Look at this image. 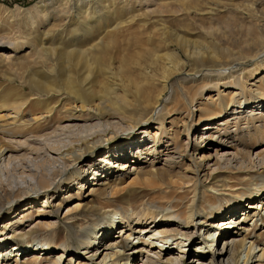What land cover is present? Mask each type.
<instances>
[{
	"label": "bare ground",
	"instance_id": "1",
	"mask_svg": "<svg viewBox=\"0 0 264 264\" xmlns=\"http://www.w3.org/2000/svg\"><path fill=\"white\" fill-rule=\"evenodd\" d=\"M152 1L140 14L130 9L127 20L119 19L114 25L112 19L114 26L107 27L101 26L107 14L121 10L117 0H53L48 8L54 12L51 19L47 7L37 3L33 11L37 17L30 13L25 19L34 33L21 43L1 41L0 74L10 88L0 94V113L7 112L0 114V264L13 259L19 264L74 260L89 264L99 258L102 264L106 254L113 264H184L183 230L205 224L212 232L203 239L204 248H195L194 264H264V249L243 237L250 232L244 222L252 210L264 211V148L254 157L248 151L228 158L213 147L211 170L218 173L213 177L206 172L210 154L205 153L212 145L223 144L222 135H231L232 121L240 124L236 112L262 102L264 106V10L255 4L241 9L233 0ZM228 6L238 15L219 24L214 17ZM56 8L69 10L63 13L66 17ZM196 13L201 17L192 20ZM169 16V23L179 28L167 24ZM64 20L70 21L64 29H73L54 32ZM135 25L150 29L140 34L144 38L134 37L129 44L121 36ZM4 47L16 53L22 47L27 50L12 58ZM76 72L80 85L73 76ZM230 111L234 114L228 115ZM59 112L65 118L52 123ZM244 120L241 138L252 134L264 143V110L252 109ZM203 122L209 125L201 131L207 132L196 133L188 144L194 127ZM180 135L187 139L184 147ZM230 139L223 145L232 144ZM134 145L139 148L136 154L130 152ZM88 156L95 159L78 167ZM159 157L164 158L163 166L143 167ZM185 160L190 164L181 173ZM256 167L262 170L254 175L250 171ZM232 169L241 177V187L230 185L226 172ZM177 175L183 185H189L190 198L183 207L185 195L178 197L177 189L168 191L179 181ZM124 176L131 180L120 189ZM72 185L100 199L89 213L72 217L71 223L79 227L74 235L77 248L82 251L61 246V252H54L56 230L51 232L50 244L40 248L17 247L2 238L6 231H16L18 223L6 220L13 206L42 194V206L24 208L19 221L35 212L41 220L36 224L50 227L62 203L47 211L49 201L58 193L71 198L65 189ZM147 186L161 188L151 191ZM217 187L232 189L240 197L226 202L224 208L217 202ZM107 214L115 215V220L93 233L97 224L106 222ZM196 216L201 217L197 222ZM91 221L93 227L83 228ZM35 233L20 237L29 240ZM134 233L137 239L142 235L148 239L135 241L129 256L123 250L126 241L118 240L124 236L129 240ZM93 234L98 242L91 240ZM173 245L180 247L176 255L170 252Z\"/></svg>",
	"mask_w": 264,
	"mask_h": 264
},
{
	"label": "rangeland",
	"instance_id": "2",
	"mask_svg": "<svg viewBox=\"0 0 264 264\" xmlns=\"http://www.w3.org/2000/svg\"><path fill=\"white\" fill-rule=\"evenodd\" d=\"M52 1L53 0H0V43H1V41H9V42H13V43L23 42L24 38H27L30 34L34 33V31L28 27V23L25 21V19L27 18V16L30 15V13H31V16L33 15L32 16L33 18H34V16L37 17L36 14L33 12L34 6L37 3H38L37 5H39V3L44 4L47 7L46 13L49 14L52 11V9L50 10L48 8H49V6H51L50 4L52 3ZM146 1L145 0H125L123 3V0H117V2H116L117 8L120 7L121 10L117 11V13H115V14L113 12V15L107 14L108 16L105 19H103L105 22L104 23L105 25L101 24V26L107 27V26L113 25L112 19L114 22L116 21L114 23V25L119 22V19H126L127 20V17L131 16L130 9H133V10L136 9L138 12H135V15H137V14H140L142 11H144V10L140 11L141 8L145 7L146 5L152 6L154 4V3H152L153 2L152 0H151V2H150V0H146ZM173 1H177V0H173ZM233 1L235 4H239V6H241V9H243L245 7H250L251 4H255L257 9L264 10V0H233ZM47 3H49V5H47ZM120 4H123V5L121 6ZM231 8H232L231 6H228L226 11L222 10L221 13L217 14L214 17L219 24L226 22L228 19H232L230 17V15L235 16V18H236V16L238 14L234 10H232ZM59 10H60L59 8L55 9L56 12L60 13L62 18L66 17L63 13L64 12L66 13L69 11V10L68 11H59ZM53 13L54 12H51V14L49 15L50 19L53 18V16H52ZM66 15H68V14H66ZM110 16H112V17L110 18ZM198 17H201V16H198L197 13L191 15L192 20H195ZM202 17H204V16H202ZM244 17H247V15H244ZM169 18H170V16L167 18V20L165 18V21H167V24L170 27H172V28H179L180 27V25L177 23H173V22L169 23V21H170V20H168ZM60 20H62V19H60ZM59 24L60 25L62 24L61 27H59V29L57 28V30L53 29L54 32L58 31V30L61 31L62 28H63L64 32H65V30L68 31V30L73 29L72 27H69V29L68 28L64 29V26L65 27L69 26V24H70L69 20H67V21L64 20V21L58 22L57 25L60 26ZM203 25L205 26V25H207V23L204 22ZM40 26H42V25H40ZM113 26H111L109 28V30ZM47 27H49V26L44 27V30H46ZM40 29H39V32L43 30L42 27ZM149 29H142L138 25H135L133 28L128 29L121 36V38L122 39L127 38L128 42L130 44L131 41L134 39V37H137L140 39L144 38L140 34H145ZM103 31H105V30H103ZM3 49L8 50L7 52L11 53L10 55H13L12 58H15V57L23 56L24 52L27 50V47H22L18 53L14 52L11 49H7L5 47ZM116 66H117V64H112L113 68H115ZM81 73H84V77H86L88 75V72H86V68L83 67L82 65H81ZM78 75L79 74L76 72L73 76L76 77L77 83L80 85L82 83V80L78 78ZM97 80L99 81V79H97ZM17 84H19V83L16 81L15 86ZM9 88H10V85L9 84L7 85L6 78H3V76L0 74V94H4L5 90H7ZM97 89L98 88L96 87L95 90H97ZM8 92H10V91H8ZM67 102H69V100L66 101V103ZM262 103L260 105L248 106L249 109H246V107H245L244 110H240V111L236 112V113H240V114L239 115L236 114L235 117L238 119L240 118L242 121H240V124H238V126H235L234 121H232L233 127L230 129L231 135L229 137L222 135V140L224 141L223 144L226 143L225 140L227 138L228 139L231 138L230 141H232V144H227V146H225L221 143L215 144V145H212V147H210V149H208V151L206 150V152H205L206 157H208L207 155L210 154L209 155L210 158L208 159L210 162H208L209 166L207 165L208 167H206V172L208 174H210L211 177L218 174L217 171H214L216 173L212 172V170L214 169L213 163L215 161V159H213L214 158V150L216 147H217V151L219 152L218 153L219 156H225L228 158L229 157L233 158V155L235 153H237L238 156H240L239 154H242L243 152H248V151L254 157L256 153H259L260 150L264 148V143H260L259 141H257L256 136H253L252 134H245V136H244L245 139H242L241 138L242 133L239 131L241 128L246 127L247 124H245V122H247V121H245L244 119H245V116H247V114L250 112V110L256 109L260 112L262 110H264V106H262L263 105ZM78 106H79V104H78ZM37 111L39 112L38 109H37ZM4 113H7V112H2L0 114L3 115ZM231 113L234 114L233 112L230 111L228 113V115H232ZM196 116H197V114H196ZM64 118H65V116L61 112H59L58 114L55 113V117L52 119L51 122L53 123V122L61 121ZM196 119L197 118H194V122H197ZM236 121H237V123H239L238 120H236ZM67 122L68 121H65V123H67ZM209 122H211V121H209ZM207 124L209 125L208 122H203L202 124H198L196 127H194L193 133L192 132L190 133L188 144L190 141L193 142V140H195V138L197 136L196 133H200V131ZM201 132L204 134L207 132V130H204ZM223 136H225V137H223ZM139 138H140L139 140H142L143 135L139 136ZM164 140H166V138ZM186 140L187 139L185 138L184 135H180L179 141H180V144L183 145V147L187 143ZM134 147H135V145H134ZM213 147H215V148H213ZM136 148H138V147H135L134 149H136ZM230 148H232V149H230ZM103 152H104V150H101L98 154H101ZM94 157L93 158L91 156L86 157L85 159H83L84 161L80 165H78V167H81L82 165L84 166L85 163L94 160L95 159ZM175 157H177V156H175ZM163 160H164L163 157H161V158L159 157L158 160H155L153 164H151L150 162H146L145 164H143V167L145 169H150L151 166H154V168H158V167L164 165ZM189 164H190V162L188 160H185L184 163L179 167V171H181V173H183L187 169V166ZM210 165H212V166H210ZM261 170H262L261 167H256L255 169H252L250 172L252 174L254 172V175H255L256 173L257 174L261 173ZM220 171L225 173L224 169L220 170ZM236 173H237V171L234 169L226 172V174L230 176V178H229V183H231L230 185L237 186V188H238V187L242 186L241 185L242 181H241V177L237 176ZM187 174H188V176L192 175V173L191 174L187 173ZM238 177L240 178V180ZM123 178H124V184L119 185L120 189L124 188L125 185L127 187L130 180H131V178L129 176H124ZM176 179L179 180L178 175H177ZM176 179L173 178L174 181ZM180 181L181 180L178 181L180 183V185H177L178 184V182H177L173 186V188H171L168 191H173L174 189H177L179 191L178 197H180L182 195L181 197L184 198V195H185V198L182 201L183 204L180 203L181 207H183V206H185L186 201H188V198H190V197H188L187 192H186L188 190L186 188L189 185H186V184L183 185ZM158 186H160V185H158ZM158 186H155V187L154 186H147L146 189H150L151 191H154V190H158L161 188V187L158 188ZM71 187L72 188L65 189L66 193H68L71 196V198L65 199L63 197V194L58 193V194H56V198L53 197L48 203L50 206H48L46 208L47 211H53L54 210L53 206L56 203H58V202L62 203L61 209L59 210L58 215H57V219L54 220V222H49L51 220H49L47 218L45 219L46 222L50 223L49 225L51 228L47 226L48 223L36 224V222L40 219H38L39 217L37 215H35L36 214L35 212H33L32 216L29 217L28 219H24V221L22 223H20V221H19L21 219L20 218L21 215L24 214V213H21L24 208L34 207V206H36V207L42 206L43 198L45 197V195L42 194L39 197H37V199L32 197V199H27V200L21 201V202H19L13 206L12 211L7 213L6 220L13 218V222L18 223V224H16V229H14L16 231H14V232L12 231L11 233H9L8 232L9 230H8L5 233L7 235L3 236L2 238L7 240V242L11 245L15 243L16 245H18L17 247L26 248L29 244L32 247L40 248V247L47 246L46 244H50L49 237L51 235V232L56 230L57 233H55V236H57V237L52 239V246L54 248L56 247L55 249H53L54 252H56V253L61 252L63 250L61 246H65V248L67 250H70V251H72L75 248L78 249V251H82L81 248H77V246H79V245H78L74 235L79 231V227L76 225H73L71 223L72 217H74L75 215H78V214L84 215V214L89 213L91 211V208L98 201H100V199L98 198L97 195H90L87 191L86 192L85 191L78 192L76 185H74V186L72 185ZM151 187H153V188H151ZM179 189H182V190H179ZM217 189H218L217 195L220 194L217 202L219 203V205H222V207L226 205V202H229L230 200L238 199L240 197L238 192L236 194H234V191H232V189H230V190L228 188L221 189L219 187H217ZM62 192H64V190ZM180 192H181V194H180ZM153 193H155V192H153ZM151 196H153V195H151ZM225 199H227L228 201ZM173 203H177L176 200H173ZM245 203L246 202H242V204H244V205H245ZM247 203H249V202H247ZM247 203H246V206L248 205ZM33 204H34V206H33ZM76 204H80V206L77 207L78 209L74 208L76 206ZM224 208H226V206ZM244 210H245V207H244ZM248 211H250V210H248ZM114 216L115 215L112 216L111 214H107L106 215V222H104L103 225H101L100 223L97 224L98 226H96L95 229L93 228V230H94L93 233H97L99 228L101 229L103 227H107L108 225H110L113 222V220H115ZM15 218H17V219H15ZM227 218H229V215ZM199 219H201V217L196 216L195 221L197 222V221H199ZM42 222H44V220H42ZM0 223H1V220H0ZM244 225L250 227L249 228L250 232H248L247 235L246 234L243 235L245 242L248 244L253 243L255 246H257L259 248V250L264 249V211L262 210L260 212L258 210L257 211L252 210V213L250 215H248L247 221L245 220ZM93 226H94V223H92V221H91V223H88L83 228L90 229ZM0 227H1V225H0ZM34 231H36L37 233L32 234L29 240H27L26 237L25 238L20 237L23 235L25 236L26 233L31 234ZM183 232L186 233V237H184V239H182V241L184 240L183 241L184 243L181 246L185 247V250L187 252L183 256V258H181V261L184 262V264H194L195 259H196L195 248L198 246H202L203 239L208 237V234H209V232H212V229H210L208 227V224H205L203 226L202 225L197 226L195 229L190 226V227H188V229L183 230ZM116 235L117 234H115V236ZM90 238L94 242H98V240H99L98 236L96 237L94 234L91 235ZM124 238H125V236L120 238L118 240V242L126 241L125 243H126V246H128V247L124 248L123 250H124V253L125 254L128 253L129 256H132V254H130L129 252H130L131 246H134L135 241H138L139 239H145V238L148 239V237H145V235L144 236L143 235L138 236V239H137V234H135V233L132 234V237L129 240H125ZM161 245L162 244L156 243V246H161ZM179 248H180L179 245H173L170 252L172 251L171 253H174L176 255L179 252ZM202 248H204V247L202 246ZM215 250H217V248H215ZM104 256L106 258L102 264H113L111 261L108 260V259H110L108 254H106ZM27 257H29V256H27ZM29 258H31V256ZM120 258H122V257H120ZM100 259L101 258H99L98 260H95V261H90L89 264H99ZM22 261H23V258H22ZM69 262L70 261H66L64 264H75V260L72 263L71 262L69 263ZM24 263H26V261H24ZM46 263L47 262L41 261L39 264H46ZM9 264H19V263H16L15 259H13L12 262H9Z\"/></svg>",
	"mask_w": 264,
	"mask_h": 264
}]
</instances>
